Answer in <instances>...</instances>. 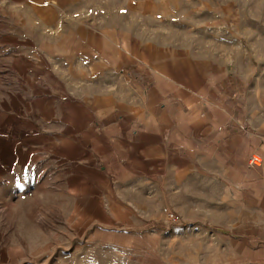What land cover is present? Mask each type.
Listing matches in <instances>:
<instances>
[{
    "label": "rangeland",
    "instance_id": "obj_1",
    "mask_svg": "<svg viewBox=\"0 0 264 264\" xmlns=\"http://www.w3.org/2000/svg\"><path fill=\"white\" fill-rule=\"evenodd\" d=\"M0 136V264H264V0H0Z\"/></svg>",
    "mask_w": 264,
    "mask_h": 264
},
{
    "label": "bare ground",
    "instance_id": "obj_2",
    "mask_svg": "<svg viewBox=\"0 0 264 264\" xmlns=\"http://www.w3.org/2000/svg\"><path fill=\"white\" fill-rule=\"evenodd\" d=\"M8 142L9 141H8V139H6V137L0 136V158L3 161L9 159L10 156H13L16 152H18L17 148H15L12 143H11V145H8ZM15 142H16V140L14 141V143ZM254 158L257 160L256 157H254ZM255 163H256V161H255ZM1 170H3V169L0 167V171ZM40 178H42V177H40ZM42 183H43V186L48 187V188L52 185L50 180H46L45 182L42 181ZM35 184L41 185L40 180H35ZM39 187L37 186V188H39ZM36 217H37V219H40V220H41V218H44L42 213H37Z\"/></svg>",
    "mask_w": 264,
    "mask_h": 264
},
{
    "label": "built area",
    "instance_id": "obj_3",
    "mask_svg": "<svg viewBox=\"0 0 264 264\" xmlns=\"http://www.w3.org/2000/svg\"><path fill=\"white\" fill-rule=\"evenodd\" d=\"M252 161H253V162H255V161H256V159L253 157Z\"/></svg>",
    "mask_w": 264,
    "mask_h": 264
}]
</instances>
